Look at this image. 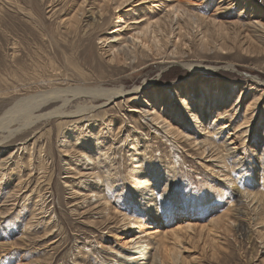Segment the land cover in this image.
I'll return each instance as SVG.
<instances>
[{
	"label": "rangeland",
	"instance_id": "obj_1",
	"mask_svg": "<svg viewBox=\"0 0 264 264\" xmlns=\"http://www.w3.org/2000/svg\"><path fill=\"white\" fill-rule=\"evenodd\" d=\"M126 1L0 0V112L124 90L0 142V264H264V0Z\"/></svg>",
	"mask_w": 264,
	"mask_h": 264
},
{
	"label": "bare ground",
	"instance_id": "obj_2",
	"mask_svg": "<svg viewBox=\"0 0 264 264\" xmlns=\"http://www.w3.org/2000/svg\"><path fill=\"white\" fill-rule=\"evenodd\" d=\"M173 1H174V3H172L170 5L172 11H171V18L169 20V23L172 22L175 19L173 14H177V13H181V14L184 13V14H187V17H188V15H190L189 17L194 18L193 15H191L189 13V11L186 10L187 8H185V4L186 3H184V0L183 1L182 0H173ZM126 5H128V4H126ZM220 7H221L220 5L218 7H216L214 12L218 11L220 9ZM239 17H240V15H239ZM134 22H136V21H134ZM237 23L239 24V26L244 31H247L251 36L264 39V24L259 19L257 20V19L249 18L248 20H241L240 18H238L237 19ZM149 28H150V26L147 24L141 30V32L144 34V36H145V34H146V32L148 31ZM155 32H156V30L154 31V33ZM112 37H115V36H112ZM153 45H154L153 47H155V49L157 50L158 46H159V45H157V42H153ZM122 52H123V55L126 54V56H129V54H130L129 51L124 50L123 47H122ZM188 65H190V68H192V70H195V68L200 67L199 65H195V64L194 65L193 64H188ZM18 70H20V69H18ZM24 71H25V69H24ZM73 83L75 84V82H73ZM79 85L80 86H77V87H71V86L67 85L64 88H62L61 86L60 87L48 88V89L40 90L39 92L38 91L35 92V93L32 92L31 94H28L27 96H23L21 98H18L16 100H14V102L11 105L5 107V109H3L2 112H0V132L1 131H5V133H6V134L0 135V142L2 140H5V139H7V141H8V138L11 137L14 133H17L19 130L21 131L22 129H25L26 127H29L32 124H35V122H38L41 119L47 118L48 116H51V115L59 116V115L81 114L85 110H88L91 107H93L91 105L89 106V103L85 102L83 104L82 103L78 104L77 106L74 107V109H71L72 108L71 107L70 110H68L70 102L74 98H76L77 96L78 97H80V96L84 97V100H86V97H88L89 100H91L93 98L94 99L95 98H101V99H104V100L107 101V100L112 99L117 94H122L123 91H124L121 88H117V89H115V88H112V89L111 88H103V86H99V85H96L94 87L93 86L89 87V86H86V84L84 82H82V84H79ZM54 103H60V105L58 107H56L55 109H53V110L42 112L44 109H46L48 106H50V105H52ZM149 117H150V120H153V119L156 120L157 118H159V117H155L154 115H152V116L150 115ZM12 123H14V124H12ZM11 125L12 126L16 125V126L11 127ZM221 126L218 128V130L225 127V126H222V127ZM239 126L241 128H244L243 123H240ZM246 131H247V129L246 130H242L243 133L246 132ZM95 138L97 140H99V135L96 136ZM75 141H77V144H78V142H80L79 139H76ZM98 142L99 141H97V143ZM223 146H224V148L226 150L229 149V147H227L228 146L227 143H224ZM230 148H236V147L233 146V147H230ZM104 151H106V148L102 151V153ZM97 178H100V176L97 175ZM110 178L111 177H109V179ZM160 203H163V201L160 200ZM177 213H179V212L177 211ZM182 215L183 214H178V216H182ZM169 217H171V218L168 219V221L172 220V218H175V217H172V214H170ZM128 223L129 224H133L131 221H129ZM240 226H242V225H240ZM241 228H243V227H241ZM138 242H140V240L133 239L132 245H135V247H136V251L134 253H138L137 254L138 255L137 256V260H135V261L137 262V264H140L138 262L140 260H144L145 259V256H146L145 253L146 252H145V245H138L137 244ZM133 255H135V254H133ZM136 262H134V263H136Z\"/></svg>",
	"mask_w": 264,
	"mask_h": 264
}]
</instances>
